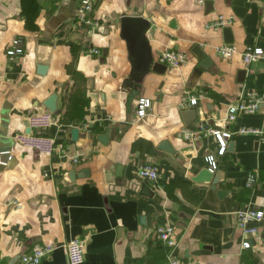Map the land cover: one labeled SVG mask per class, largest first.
Segmentation results:
<instances>
[{"label": "crops", "instance_id": "1", "mask_svg": "<svg viewBox=\"0 0 264 264\" xmlns=\"http://www.w3.org/2000/svg\"><path fill=\"white\" fill-rule=\"evenodd\" d=\"M78 1L0 3V151L11 153L0 166V264H18L35 244L56 246L40 264H64L62 244L77 237L84 241L80 264H164L156 228L166 222L176 229L182 264H264V217L253 223L258 230L248 249L241 248L236 217L239 209L264 208V139L235 132L264 126V102L258 111L224 122L222 129L233 133L225 154L216 157L214 188L193 179L208 167L205 156L217 154L216 140L180 136L185 128L223 121L228 105L247 91L264 93V56L248 66L240 57L246 46L264 49V0H92L89 23L81 28L75 26ZM123 15L150 21L146 36L154 61L168 49L185 53L186 61L133 80L134 47L121 36ZM219 15L233 18L225 26L232 39L227 43L238 52L228 58L212 48L226 43L225 27H207ZM18 35L24 53L9 59L5 50ZM194 45L211 59L198 75ZM42 63L44 74L38 73ZM53 94L54 123L29 132L55 139L57 149L45 155L13 135L27 133V119L48 110L43 103ZM143 96L151 107L139 118L137 99ZM191 96L198 98L193 106L187 103ZM189 109L188 126L182 114ZM75 126L79 135L72 140ZM104 133L105 142L97 138ZM164 141L171 152L159 149ZM151 164L164 190L138 176L140 166ZM250 170L258 172L260 184L248 188ZM143 182L160 201L139 192ZM218 190L226 192L219 196Z\"/></svg>", "mask_w": 264, "mask_h": 264}, {"label": "built area", "instance_id": "2", "mask_svg": "<svg viewBox=\"0 0 264 264\" xmlns=\"http://www.w3.org/2000/svg\"><path fill=\"white\" fill-rule=\"evenodd\" d=\"M212 0H197L199 4H205ZM2 0H0V3ZM93 8L92 0H79L76 10L77 22L75 26L83 27L89 23V14ZM233 18L231 16L219 15L214 21L207 24L209 28H222L231 25ZM24 38L21 35L16 36L10 45L6 48L5 54L9 59H15L24 53ZM220 57L228 58L237 53V48L230 43H222L212 47ZM91 52L97 53V49H90ZM264 56L262 47L246 46L240 51V57L245 65L256 61ZM187 59V55L177 50H165L158 57V61L165 64L167 67H178ZM2 84V75H0V89ZM198 98L191 96L187 103L193 106L197 103ZM264 102V93L258 90H249L244 98L240 97L236 103H230L227 107L223 121L216 123L215 126H201L198 128H185L181 131L180 136L187 140H197L205 135L214 137L218 144L217 154H207L205 161L208 168L214 171L217 166L218 155L225 154L228 141L233 133L230 129H222L224 122H234L240 113H254L259 110L260 105ZM151 107V99L148 97H139L137 99V117L143 118L147 115ZM54 123V116L49 110L37 112L31 115L27 121V127L45 128ZM236 133L253 134L260 140L264 139V126L261 127H240ZM13 140L23 147L33 149L38 153L52 155L57 149L55 139L51 137L37 136L30 133H16L13 135ZM11 158V156H9ZM73 162H77V157H72ZM137 174L140 178L155 183V186L164 190L165 184L159 181V172L155 165H142L138 168ZM264 183V181H263ZM260 184L257 171L250 170L247 172L245 185L248 188L255 187ZM12 203H16L13 201ZM237 225L241 229L244 239L241 242L242 249L251 247L250 237L257 233V227L254 222L261 220L264 217V208H244L236 212ZM156 237L165 250L164 264H182L175 254V249L178 244L176 229L170 222L159 225L156 228ZM66 253V262L64 264H80L84 260V241L80 238H72L62 244ZM56 248L54 244H35L30 252L22 254L19 257L18 264H40L41 261L49 257L50 253ZM163 264V263H162Z\"/></svg>", "mask_w": 264, "mask_h": 264}, {"label": "water", "instance_id": "3", "mask_svg": "<svg viewBox=\"0 0 264 264\" xmlns=\"http://www.w3.org/2000/svg\"><path fill=\"white\" fill-rule=\"evenodd\" d=\"M207 5L209 2H206ZM150 27V21L142 16H131V15H123L120 17V33L121 36H123L128 44L129 47H134V53H130V58L132 62V69H131V77L133 80L138 81L146 72H148L150 69L157 73H163L167 66L158 60L154 61V56L151 52V48L149 46V41L146 36V32ZM223 32L228 36L225 38L226 42H232L230 29L228 27L223 28ZM42 42H46L43 41ZM192 51L197 56L199 62L198 66L194 70V74L198 75L201 72V68H205L211 64V59L208 55H205L203 50L199 45H194ZM161 54H159L160 56ZM47 69V63H42L38 65V73L44 74ZM239 80L242 81L243 77L245 76L246 70H240L239 72ZM56 95L53 94L50 97H48L44 101L45 107L52 113L56 111ZM192 116L194 114L193 109H189L183 112V118L185 120L186 125L189 126L191 120L189 119L188 115ZM31 129L28 127L26 129V132L29 133ZM71 139L76 140L79 135V127L75 126L71 128L70 130ZM107 133H104L103 135H97L98 139H101L103 142H105V138H107ZM159 149L167 150L171 152V149L168 146L167 142H162L159 146ZM10 150L4 149L0 151V166H6L8 162L11 161ZM215 171V170H214ZM211 171L208 167H205L200 171V173L194 177V181L197 182H211L212 188L216 186V184L219 182L218 172ZM84 172H87L84 170ZM71 175H76L75 170L70 173ZM141 194L151 197L155 201H160L161 197L159 193H156L148 184L143 182L140 187ZM225 190H218L219 196L225 194ZM144 216L141 217V220L143 221ZM176 254V251H175Z\"/></svg>", "mask_w": 264, "mask_h": 264}]
</instances>
